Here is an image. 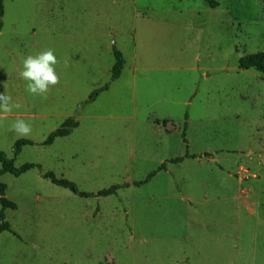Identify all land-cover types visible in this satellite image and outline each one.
Instances as JSON below:
<instances>
[{
	"label": "rangeland",
	"instance_id": "1",
	"mask_svg": "<svg viewBox=\"0 0 264 264\" xmlns=\"http://www.w3.org/2000/svg\"><path fill=\"white\" fill-rule=\"evenodd\" d=\"M4 7L0 151L37 167L0 178L17 207L0 264H264V76L240 68L264 53V0ZM47 49L58 82L29 94L22 61ZM69 118L79 126L44 145ZM20 140L33 145L15 156Z\"/></svg>",
	"mask_w": 264,
	"mask_h": 264
},
{
	"label": "trees",
	"instance_id": "2",
	"mask_svg": "<svg viewBox=\"0 0 264 264\" xmlns=\"http://www.w3.org/2000/svg\"><path fill=\"white\" fill-rule=\"evenodd\" d=\"M4 1L5 0H0V31L3 27V16L5 13ZM114 57H115V64L112 69V80L113 81L117 80L121 76L122 70L125 66V59L123 57V54L115 48H114ZM240 68L245 69V70L256 69L264 76V53L248 55L242 58L240 61ZM107 88L108 87L95 92L93 96L91 97V100L92 101L95 100V98L99 95V93L106 90ZM78 126H79V123L75 119L73 118L67 119L58 130H56L49 136L48 140L44 143V145H51L54 143V141L57 138H63V137L70 135L73 132V130L76 129ZM25 145H33V143L29 140L18 141L16 143L15 156H18L21 153L22 147ZM0 163L2 166L0 170V178L4 174H7V173L12 174L16 177H19L25 172L37 167L34 164H26L22 166L21 168H16L14 165V161L9 160L2 151H0ZM153 176L154 174L150 175L148 180H150ZM44 177L46 179H49L53 184L57 186L70 189L76 194L80 193L83 196H88L87 193H81L74 183L68 180H64V179H57L53 173H47L44 175ZM118 189L119 187H112L108 190L99 192L98 195L99 196H109V195L116 193ZM5 192H6V186L0 182V202L3 207V211L0 214V219L2 221L0 223V233L5 232V231L12 232L10 224L5 221L4 210L7 208H10V209L17 208L14 203H12L6 198Z\"/></svg>",
	"mask_w": 264,
	"mask_h": 264
},
{
	"label": "clouds",
	"instance_id": "3",
	"mask_svg": "<svg viewBox=\"0 0 264 264\" xmlns=\"http://www.w3.org/2000/svg\"><path fill=\"white\" fill-rule=\"evenodd\" d=\"M56 64L57 57L52 49L25 57L19 75L27 82L26 91L33 95L43 94L49 90L50 86L56 85L58 82L54 67ZM12 129L18 134L25 135L30 132V125L18 120L12 124Z\"/></svg>",
	"mask_w": 264,
	"mask_h": 264
}]
</instances>
